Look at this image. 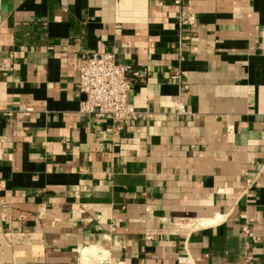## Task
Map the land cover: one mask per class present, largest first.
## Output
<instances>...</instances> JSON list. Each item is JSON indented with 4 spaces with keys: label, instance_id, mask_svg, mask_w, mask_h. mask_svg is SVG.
Returning a JSON list of instances; mask_svg holds the SVG:
<instances>
[{
    "label": "crops",
    "instance_id": "obj_1",
    "mask_svg": "<svg viewBox=\"0 0 264 264\" xmlns=\"http://www.w3.org/2000/svg\"><path fill=\"white\" fill-rule=\"evenodd\" d=\"M184 9L0 0V264H264V0ZM109 50L138 73L117 132L78 111Z\"/></svg>",
    "mask_w": 264,
    "mask_h": 264
},
{
    "label": "built area",
    "instance_id": "obj_2",
    "mask_svg": "<svg viewBox=\"0 0 264 264\" xmlns=\"http://www.w3.org/2000/svg\"><path fill=\"white\" fill-rule=\"evenodd\" d=\"M172 2L180 7L179 25L191 24L193 15L184 9L188 0H172ZM137 76L138 73L132 65L116 62L114 50L90 51L83 54L79 58L76 81V89L83 97L79 104V113L111 120L115 124L112 129L114 132L121 130L126 122L137 120L140 113L128 103L127 99L134 78ZM174 110L177 115L187 114L185 105L179 100L174 102ZM252 184L251 179L246 180L243 192H247ZM241 232L247 240L245 245L248 249L249 243L254 242L256 238L247 224L241 227ZM241 264H251V257L246 254Z\"/></svg>",
    "mask_w": 264,
    "mask_h": 264
},
{
    "label": "bare ground",
    "instance_id": "obj_3",
    "mask_svg": "<svg viewBox=\"0 0 264 264\" xmlns=\"http://www.w3.org/2000/svg\"><path fill=\"white\" fill-rule=\"evenodd\" d=\"M86 251H87V249H86Z\"/></svg>",
    "mask_w": 264,
    "mask_h": 264
}]
</instances>
